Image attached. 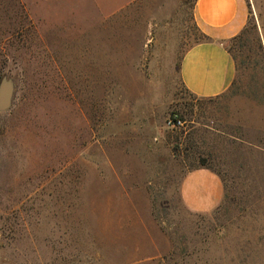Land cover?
I'll use <instances>...</instances> for the list:
<instances>
[{
    "label": "rangeland",
    "instance_id": "374dc122",
    "mask_svg": "<svg viewBox=\"0 0 264 264\" xmlns=\"http://www.w3.org/2000/svg\"><path fill=\"white\" fill-rule=\"evenodd\" d=\"M195 2L0 0V264H264V0L215 98L180 76ZM200 165L225 186L208 213L180 192Z\"/></svg>",
    "mask_w": 264,
    "mask_h": 264
},
{
    "label": "crops",
    "instance_id": "0c3cea01",
    "mask_svg": "<svg viewBox=\"0 0 264 264\" xmlns=\"http://www.w3.org/2000/svg\"><path fill=\"white\" fill-rule=\"evenodd\" d=\"M194 11L206 39L186 50L180 76L185 88L198 98L219 97L235 77L227 42L246 28L248 5L246 0H196ZM180 192L189 210L208 213L221 205L225 186L218 171L200 165L185 175Z\"/></svg>",
    "mask_w": 264,
    "mask_h": 264
},
{
    "label": "water",
    "instance_id": "95a60500",
    "mask_svg": "<svg viewBox=\"0 0 264 264\" xmlns=\"http://www.w3.org/2000/svg\"><path fill=\"white\" fill-rule=\"evenodd\" d=\"M14 89V80L4 76L0 82V111H6L12 106Z\"/></svg>",
    "mask_w": 264,
    "mask_h": 264
},
{
    "label": "built area",
    "instance_id": "2783aa9c",
    "mask_svg": "<svg viewBox=\"0 0 264 264\" xmlns=\"http://www.w3.org/2000/svg\"><path fill=\"white\" fill-rule=\"evenodd\" d=\"M166 124L170 128H179L184 125V121L179 117L177 113H174L167 119Z\"/></svg>",
    "mask_w": 264,
    "mask_h": 264
},
{
    "label": "trees",
    "instance_id": "16d2710c",
    "mask_svg": "<svg viewBox=\"0 0 264 264\" xmlns=\"http://www.w3.org/2000/svg\"><path fill=\"white\" fill-rule=\"evenodd\" d=\"M231 53V52H230ZM194 95V94H193Z\"/></svg>",
    "mask_w": 264,
    "mask_h": 264
}]
</instances>
